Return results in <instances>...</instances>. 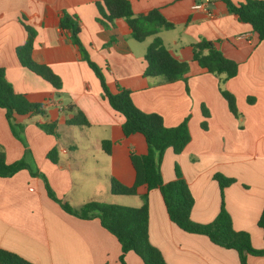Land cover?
Returning a JSON list of instances; mask_svg holds the SVG:
<instances>
[{
  "label": "crops",
  "instance_id": "crops-1",
  "mask_svg": "<svg viewBox=\"0 0 264 264\" xmlns=\"http://www.w3.org/2000/svg\"><path fill=\"white\" fill-rule=\"evenodd\" d=\"M103 0H0V67L16 93L41 103L46 117L14 115L13 128L0 108V152L7 164L24 160L44 174L55 195L74 208L86 202L139 206L118 201L109 190L114 178L126 186L134 182L130 153L145 154L142 135L124 137V118L102 98L98 79L80 59L69 33L59 28L63 13L79 20V39L90 59L103 71L108 87L129 89L135 106L159 114L167 127L188 119L190 141L176 155L168 148L161 163L164 182L175 179L180 169L194 199L190 217L197 223L214 219L220 195L213 175L235 182L224 189L225 208L235 230L247 231L255 249H262V230L257 220L264 205V41L249 24L229 13L221 0H128L135 15L158 9L171 22V30L158 37L170 53L188 62L186 82L167 83L161 76L145 77L144 55L153 37L136 42L123 19L114 21L116 41L96 19V3ZM241 3L244 0H231ZM205 3L206 9H195ZM35 32L32 59L48 66L61 79V94L23 67L15 53L27 33ZM167 32L174 37L164 38ZM211 41L238 65L237 74L221 84L235 96L238 116L229 111L219 91L220 78L191 60L192 44ZM202 107L209 116L204 117ZM80 111L88 126H68L66 120ZM205 121L206 129L201 123ZM55 123L57 136L39 128ZM110 141L106 153L101 142ZM55 148L54 164L47 153ZM148 235L167 264H240L234 250L212 244L205 236L185 233L166 213L157 189L147 193ZM0 249L19 255L32 264H120V245L98 219L82 220L66 214L46 194L43 181L23 169L0 177ZM125 264H143L133 252ZM248 264H264V257L247 256Z\"/></svg>",
  "mask_w": 264,
  "mask_h": 264
},
{
  "label": "trees",
  "instance_id": "trees-1",
  "mask_svg": "<svg viewBox=\"0 0 264 264\" xmlns=\"http://www.w3.org/2000/svg\"><path fill=\"white\" fill-rule=\"evenodd\" d=\"M229 13L235 15L241 22L249 24L260 41H264V0H244L233 3L231 0H221ZM98 18L96 19L112 36L111 42L116 41L114 21L123 19L129 30L131 38L136 42H143L153 37L147 46L144 60L146 67L143 76H161L167 83L176 81L186 82L189 71L188 62L175 58L163 45L158 37L161 30H171L174 25L166 20L158 9H153L145 14L135 15L128 0H103L96 3ZM22 24L27 33L24 44L16 47L15 53L20 64L28 71L39 76L55 90V95L61 94V79L48 66L35 62L32 57L35 30L27 25L24 17ZM59 28L69 33L70 42L78 50L80 59L88 65L99 81L102 98L109 106L124 118L121 125L122 134L128 137L133 134L143 136L146 143V153H130L135 177L131 186H126L112 178L109 190L112 195L134 197L138 196V188L144 187L145 193L139 195V206H121L117 204L89 201L78 208L58 198L51 189L44 174L30 167L23 159L7 164L4 155L0 152V177H10L20 170H27L30 176L38 177L43 181L47 196L59 205L66 214L82 220L98 219L100 225L113 235L120 245L118 261L125 264L124 256L133 252L143 264H167L160 250L149 240L148 235V198L147 193L157 189L162 197L169 220L185 233L205 236L212 244L234 250L240 264H248L247 256L264 257V247L255 249L251 244L250 234L247 231H238L233 228L230 214L224 204V189L235 182V179L224 177L216 173L213 179L217 182L220 195V206L214 219L208 223H197L190 217L194 199L182 177L180 169L175 165V179L164 182L161 174V163L165 151L170 148L176 155L180 154L190 141L188 119L185 117L178 125L167 127L162 117L157 113H146L138 109L132 102L129 89L115 86L111 91L106 82L102 69L94 63L79 39L80 24L75 16L63 13L59 20ZM191 60L207 73L220 77L219 91L226 100L229 111L237 118L235 96L222 89L224 81L234 77L238 71L235 61L226 58L211 41L202 39L191 46ZM0 108L5 111L6 119L13 128L14 115H39L46 117L44 106L41 103L28 101L25 94L16 93L5 77V72L0 67ZM202 114L209 116L202 107ZM68 126H88L85 116L77 111L74 116L66 120ZM206 129V123H201ZM46 134L57 136L56 124L45 122L39 125ZM111 142L104 140L101 147L109 153ZM47 158L56 163L58 160L55 148L47 153ZM257 226L262 230L264 242V205L257 220ZM0 264H32L26 259L10 251L0 249Z\"/></svg>",
  "mask_w": 264,
  "mask_h": 264
},
{
  "label": "rangeland",
  "instance_id": "rangeland-1",
  "mask_svg": "<svg viewBox=\"0 0 264 264\" xmlns=\"http://www.w3.org/2000/svg\"><path fill=\"white\" fill-rule=\"evenodd\" d=\"M174 33L172 32H167L166 34H164V38H169V37H174ZM126 197V196H124ZM124 197H114L116 199H118V201H124L125 204H138V198H124ZM139 203L141 204V200L139 201ZM117 205H121V204H117ZM121 206H134V205H121ZM126 255V254H125ZM125 258V256H124Z\"/></svg>",
  "mask_w": 264,
  "mask_h": 264
},
{
  "label": "built area",
  "instance_id": "built-area-1",
  "mask_svg": "<svg viewBox=\"0 0 264 264\" xmlns=\"http://www.w3.org/2000/svg\"><path fill=\"white\" fill-rule=\"evenodd\" d=\"M193 8H195V9H206V4L205 3H199V4H195L194 6H193Z\"/></svg>",
  "mask_w": 264,
  "mask_h": 264
}]
</instances>
